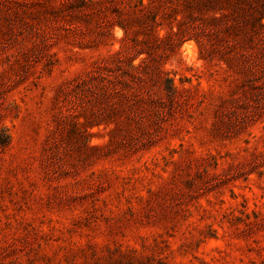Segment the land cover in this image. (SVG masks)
Returning a JSON list of instances; mask_svg holds the SVG:
<instances>
[{"label":"rangeland","instance_id":"1","mask_svg":"<svg viewBox=\"0 0 264 264\" xmlns=\"http://www.w3.org/2000/svg\"><path fill=\"white\" fill-rule=\"evenodd\" d=\"M141 1L0 0V264H264V0Z\"/></svg>","mask_w":264,"mask_h":264},{"label":"trees","instance_id":"2","mask_svg":"<svg viewBox=\"0 0 264 264\" xmlns=\"http://www.w3.org/2000/svg\"><path fill=\"white\" fill-rule=\"evenodd\" d=\"M89 1L93 3V2H97L99 0H89ZM247 1H249V0H247ZM258 2H261V0H258ZM251 4H252L251 2H248V5H251ZM139 5L140 6H144L145 3L143 1H141V0H139ZM232 7H233V9L235 11L243 10V8L241 6H232ZM195 8H196V3H195L194 0H184V2L182 3V6L181 7L180 6L179 7H177V6H171V11H173V12H180V13L182 12V14L184 15L183 18H181V19L180 18H176V17L175 18L178 20V22H180L179 24H184V23H186V19H185L186 15L193 16V11H194ZM258 9L260 10L259 14H254V12H253L254 9L253 8H251V10H250L251 19H253V21H255V22L256 21L258 22V21L262 20V18L264 17V10H263V8H258ZM248 12H249V10H248ZM223 17H226V15H223ZM241 18L244 19V18H246V16L245 15H242ZM122 27L126 31V27L125 26H122ZM165 81H166L167 90L170 91V92H174L175 89H176V87L174 86V80H173V78L166 76L165 77Z\"/></svg>","mask_w":264,"mask_h":264},{"label":"clouds","instance_id":"3","mask_svg":"<svg viewBox=\"0 0 264 264\" xmlns=\"http://www.w3.org/2000/svg\"><path fill=\"white\" fill-rule=\"evenodd\" d=\"M118 34H120V33H118Z\"/></svg>","mask_w":264,"mask_h":264}]
</instances>
